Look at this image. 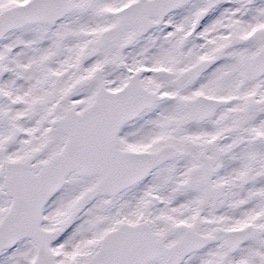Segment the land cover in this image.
<instances>
[{"label":"snow or ice","instance_id":"obj_1","mask_svg":"<svg viewBox=\"0 0 264 264\" xmlns=\"http://www.w3.org/2000/svg\"><path fill=\"white\" fill-rule=\"evenodd\" d=\"M0 264H264V0H0Z\"/></svg>","mask_w":264,"mask_h":264}]
</instances>
